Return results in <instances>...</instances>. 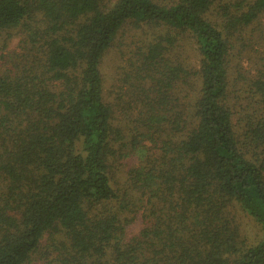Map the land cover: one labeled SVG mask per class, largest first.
Listing matches in <instances>:
<instances>
[{
	"label": "trees",
	"instance_id": "obj_1",
	"mask_svg": "<svg viewBox=\"0 0 264 264\" xmlns=\"http://www.w3.org/2000/svg\"><path fill=\"white\" fill-rule=\"evenodd\" d=\"M128 26L155 37L114 105L102 64ZM15 37L0 264H264V0H0Z\"/></svg>",
	"mask_w": 264,
	"mask_h": 264
},
{
	"label": "rangeland",
	"instance_id": "obj_2",
	"mask_svg": "<svg viewBox=\"0 0 264 264\" xmlns=\"http://www.w3.org/2000/svg\"><path fill=\"white\" fill-rule=\"evenodd\" d=\"M153 34L154 33L150 30H146L144 33L142 29H134L131 26H128L106 54L102 64V72L105 81V90L114 105L120 103V89L122 88L123 92H126L128 88L125 84H123V79L131 72L130 61L133 58V54L138 51L139 47L144 45V43H142L143 41L151 42L150 40L155 37H153ZM20 40V37L13 38L7 48L0 40V68H5V64L9 62V60L5 59V57L11 58L15 54L19 55L22 53ZM182 57L186 60V64L189 65L191 69H198L199 58L197 53L195 54L190 51L188 53L185 52ZM9 67H12V63ZM117 109H119L118 114H121L123 108L117 107ZM127 169L128 167L122 165L120 169L117 170V175L119 178H123L122 180H125L127 177ZM239 217L241 224L240 229L242 230L243 236L248 240V244H251L253 241L261 238L262 232L260 228L254 227L253 224L247 222L243 215L238 214V219ZM143 227L144 223L142 215H139L137 220L129 228V231L132 234L138 235L142 231Z\"/></svg>",
	"mask_w": 264,
	"mask_h": 264
}]
</instances>
